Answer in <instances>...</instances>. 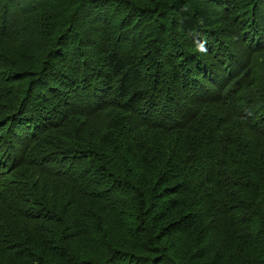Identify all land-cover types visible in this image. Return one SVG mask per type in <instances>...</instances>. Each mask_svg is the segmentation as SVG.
Listing matches in <instances>:
<instances>
[{"label": "trees", "instance_id": "trees-1", "mask_svg": "<svg viewBox=\"0 0 264 264\" xmlns=\"http://www.w3.org/2000/svg\"><path fill=\"white\" fill-rule=\"evenodd\" d=\"M0 264H264V0H0Z\"/></svg>", "mask_w": 264, "mask_h": 264}, {"label": "rangeland", "instance_id": "rangeland-1", "mask_svg": "<svg viewBox=\"0 0 264 264\" xmlns=\"http://www.w3.org/2000/svg\"><path fill=\"white\" fill-rule=\"evenodd\" d=\"M78 99V98H77ZM82 99V98H81ZM114 240V242H117L118 240H119V238H111V241H113Z\"/></svg>", "mask_w": 264, "mask_h": 264}]
</instances>
